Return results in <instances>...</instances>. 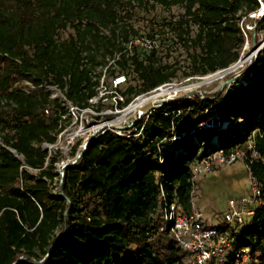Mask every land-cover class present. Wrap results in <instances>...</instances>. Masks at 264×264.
Instances as JSON below:
<instances>
[{
    "label": "trees",
    "instance_id": "obj_1",
    "mask_svg": "<svg viewBox=\"0 0 264 264\" xmlns=\"http://www.w3.org/2000/svg\"><path fill=\"white\" fill-rule=\"evenodd\" d=\"M150 1L0 0V264L179 261L187 252L160 229L163 203L189 208L195 160L215 149L205 152L188 142L174 159L176 148L164 138L196 132L200 122L217 113L243 120L249 133L257 129L251 144L236 139L220 148L228 154L238 144L260 187V201L236 235L241 246L256 253L257 264H264V45L242 69L248 77L244 89L256 92V101L242 107L232 87L174 97L143 116L128 136L99 134L76 163L64 168L60 193L51 189L56 159L41 144L54 141L64 107L50 97L47 85H57L68 100L86 106L100 84V72L91 75L93 64L104 66L109 57L119 67L110 70L112 75L131 68L140 80L124 90L127 104L175 75V69L156 63L153 46L146 54L139 51L132 24H120L121 11L130 18ZM152 1L184 9L170 29L192 50L190 75L227 68L238 60L244 35L255 41L264 31V14L252 30L240 23L253 20L248 13L258 8V0ZM198 132L206 140L212 136V129ZM149 152L158 155L151 158Z\"/></svg>",
    "mask_w": 264,
    "mask_h": 264
},
{
    "label": "rangeland",
    "instance_id": "obj_2",
    "mask_svg": "<svg viewBox=\"0 0 264 264\" xmlns=\"http://www.w3.org/2000/svg\"><path fill=\"white\" fill-rule=\"evenodd\" d=\"M183 12L184 9L181 6H173L166 9L158 3H154L152 0L146 8H137L135 14L130 18L126 17L124 11H121L120 14L124 16V19L120 24H122V22H127L138 30L139 39L136 37L135 43L138 45L139 51L145 52V54L148 53L149 48H146L145 44H148L147 41L150 40V43L153 44L156 50V63L160 62L162 65H167L175 69V75L168 82H165L162 89L152 90L145 94L143 98L149 99L143 103L139 105L135 104L140 102V99L135 100L130 111L125 110L109 116L96 115V124H102L110 119L111 123L120 126L124 131L127 130L126 132H130L143 116H147L144 114L145 112L153 107H160L161 100L170 95L178 97L192 92L198 94H213L216 92L219 93L222 90L226 91L228 88L232 87L242 107H247L248 102L258 99V94L252 89H244V86L248 83V77L243 75L242 69L254 59L258 51L264 45V31L257 35L255 41L245 34V41L240 50L238 60L227 68L206 75H190V52L192 50L187 49L182 41L177 40L174 37L173 31L170 29L171 24L176 21ZM243 21L251 26L254 20L242 18L240 23ZM128 48H131V46H128ZM144 57L143 54L139 55L140 59ZM100 60L101 58L98 57L97 61L99 62ZM107 60V64L104 66L93 64L94 67L91 71L92 76H97L100 72V81L103 79L106 86L109 85L112 76L110 70L119 71V67L114 64L113 60L109 59V57H107ZM124 74L127 77V82L122 86L124 90L129 85L136 86L140 84V80L137 79V75L131 68L126 69ZM105 109H107V106H97L94 112H101ZM222 117L224 120H222L220 126L212 129V136L209 140L200 137L198 130L196 132H193V130H186L179 133V135L171 137L166 136L164 138V142H168L176 148L172 153L174 159L185 153V145L188 142L196 143L205 152L215 149L212 153L203 156V158H211V169L193 176V194L197 195V204L204 214L205 222L211 224L221 219L222 215L228 209V200L230 198L239 200L242 197H246L250 199L251 196V176L246 168L244 161L245 157L237 147L238 144H234L229 149L230 152L237 153L236 160L231 164L217 163L213 159V154L224 151L220 148L221 144L224 142L246 139L248 140V144H251V138L255 132H257V129L249 133L243 120L239 119L234 121L227 116L222 115ZM72 128H74V126H72ZM141 139H143V137ZM157 146H159V143ZM43 147L46 148L48 152L50 151L51 156L56 159L52 172L58 175L54 177L50 186L54 193H60V178L63 177L60 176V171L62 167L66 165L67 159L73 158V154L71 153V149H66V138H63L61 142L57 143L56 147H50L48 144H44ZM147 155L151 156V158H155L158 154L149 152ZM169 158L170 157H168V160ZM62 160L65 162H62ZM199 161L200 159H196L195 164ZM255 204V201H247L246 208L252 209ZM162 223L163 214H161V226ZM61 229L62 227L59 225L55 230V236L60 234Z\"/></svg>",
    "mask_w": 264,
    "mask_h": 264
},
{
    "label": "built area",
    "instance_id": "obj_3",
    "mask_svg": "<svg viewBox=\"0 0 264 264\" xmlns=\"http://www.w3.org/2000/svg\"><path fill=\"white\" fill-rule=\"evenodd\" d=\"M258 2V8L248 13V16L253 20L260 18L264 14V0H258ZM244 25L249 30L253 29V25L250 26L246 23ZM147 42L148 44H145V46L150 49L153 44L150 43V40ZM126 82L127 77L124 73L112 75L107 86L102 79L96 87V94L87 99L86 106H79L68 100L64 91L57 85H47V89L51 92L50 97L58 99L64 107V113L61 115L60 129L53 134L54 141L51 143L43 142L41 144L42 147L44 144L56 147L57 143L66 138L67 150L71 149L72 153L73 147L76 146L73 158L66 161V165H68L69 163H76L90 142L104 131H110L119 136H128L127 130L124 131L120 126L111 123L110 119L102 124H96V115L109 116L125 110L130 111L135 100L140 99V102L135 104L143 103L149 99L143 98L145 94L152 90L162 89L165 83L150 91L133 96L127 104H124L126 96L123 93L124 89L122 86ZM26 84L30 85V82H26ZM173 98L174 96L172 95L167 96V98L161 100V105ZM97 106H107V109L101 112H94ZM154 108L157 107L151 108L144 114L148 116ZM45 111L48 113V109ZM222 120L224 119L220 113L211 115L197 125V130L213 129L220 126ZM253 155H255V152ZM49 156H51L50 151L48 152ZM236 158L237 153L234 152L213 154V159L220 164H231ZM62 162L65 161L62 160ZM210 169L211 158H203L193 166L191 176L192 190L189 195L188 209H183L175 202L165 200L163 203V223L160 229L167 231L173 237L177 246L187 252V255L172 264H257L259 260L256 254L251 251L249 246H241L239 244L236 232L253 214L252 209L246 208L247 201H260V187L256 180L251 177L250 199L246 197H242L239 200L230 198L228 200V209L221 219L212 224L206 223L204 214L197 204V195L193 194V176ZM63 170L64 167L60 171V176H63ZM162 196H165L163 191Z\"/></svg>",
    "mask_w": 264,
    "mask_h": 264
},
{
    "label": "water",
    "instance_id": "obj_4",
    "mask_svg": "<svg viewBox=\"0 0 264 264\" xmlns=\"http://www.w3.org/2000/svg\"><path fill=\"white\" fill-rule=\"evenodd\" d=\"M66 166H67V165H66ZM66 166H64V168H65Z\"/></svg>",
    "mask_w": 264,
    "mask_h": 264
}]
</instances>
